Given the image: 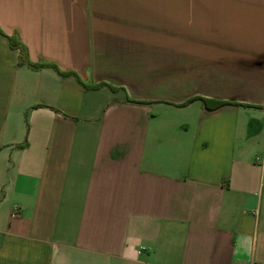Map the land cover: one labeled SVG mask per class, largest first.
<instances>
[{
	"label": "crops",
	"instance_id": "1",
	"mask_svg": "<svg viewBox=\"0 0 264 264\" xmlns=\"http://www.w3.org/2000/svg\"><path fill=\"white\" fill-rule=\"evenodd\" d=\"M0 29L105 83L0 34V264H264V0H0Z\"/></svg>",
	"mask_w": 264,
	"mask_h": 264
},
{
	"label": "trees",
	"instance_id": "2",
	"mask_svg": "<svg viewBox=\"0 0 264 264\" xmlns=\"http://www.w3.org/2000/svg\"><path fill=\"white\" fill-rule=\"evenodd\" d=\"M0 34L5 37L8 46L11 49H17L19 51V57H18V62L25 64L27 67L37 70L43 67H51L53 68L60 76H68V75H73L77 81L82 85L83 89L85 90H89V89H96L102 85H104V82H100V83H88V82H84L82 81L75 72L73 71H65V70H61L58 68V66L51 61H40V62H33L30 60L29 56H28V52L27 49L25 47V45L21 42V40L17 37V34L12 33L10 35L4 33L1 29H0ZM109 86V88L111 90H116L115 87L107 84ZM195 99H199L201 101V103L205 106L206 109H215L223 104H227L228 102H222V101H215V100H208V99H204V98H195Z\"/></svg>",
	"mask_w": 264,
	"mask_h": 264
}]
</instances>
